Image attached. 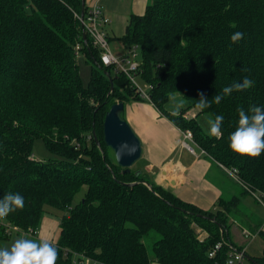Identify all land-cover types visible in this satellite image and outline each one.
<instances>
[{
  "label": "trees",
  "instance_id": "16d2710c",
  "mask_svg": "<svg viewBox=\"0 0 264 264\" xmlns=\"http://www.w3.org/2000/svg\"><path fill=\"white\" fill-rule=\"evenodd\" d=\"M87 9L85 0H0V198L12 192L25 199L23 210L5 220L34 239L26 234L38 231L48 211H66L54 244L56 264H223L229 248L241 249L230 233L241 200L255 195L264 202V152L250 159L229 148L237 110L264 108V0H149L119 38L126 49L140 51L135 76L148 87V100L123 73L102 65L89 37L83 39L78 17ZM237 31L244 38L233 44ZM77 42L91 66L87 87L78 74ZM244 77L255 82L251 88L214 103L225 86ZM177 93L184 105L168 114L164 107ZM199 93L211 107H195ZM129 102L149 103L189 131L213 164L235 172L240 194L205 212L162 189L141 167L122 174L102 130L110 107ZM201 115L223 116L220 139L203 132ZM38 139L56 159L31 158ZM197 229L207 234L202 241ZM258 236L263 249L249 264H264V233ZM0 238H9L1 227ZM218 242L222 248L209 258Z\"/></svg>",
  "mask_w": 264,
  "mask_h": 264
},
{
  "label": "crops",
  "instance_id": "0c3cea01",
  "mask_svg": "<svg viewBox=\"0 0 264 264\" xmlns=\"http://www.w3.org/2000/svg\"><path fill=\"white\" fill-rule=\"evenodd\" d=\"M94 2L99 4L103 15L109 20L100 29L106 34L108 42L115 44L124 35L130 17L143 15L148 4V0H85L87 6ZM125 106L124 120L141 142V168L158 186L205 212L216 210L219 200L228 201L240 194V185L205 154H201L199 147L185 140L183 132L161 116L151 104L129 102ZM185 144L194 151L190 152ZM241 201V217L236 216L231 220V238L236 247L245 249L246 256L258 257L263 249L262 239L260 236L253 240L246 239L242 232H255L263 218L247 205L258 203L253 197L247 196ZM59 221L56 215L48 211L34 239L43 237L55 244L59 237ZM12 235L7 240L0 238V243L11 245L21 237L19 233H15L16 237Z\"/></svg>",
  "mask_w": 264,
  "mask_h": 264
},
{
  "label": "clouds",
  "instance_id": "9594fccd",
  "mask_svg": "<svg viewBox=\"0 0 264 264\" xmlns=\"http://www.w3.org/2000/svg\"><path fill=\"white\" fill-rule=\"evenodd\" d=\"M244 38L243 32H235L231 36L233 44L238 43ZM254 81L244 77L241 82H234L230 86L222 89V94H216L213 98L214 103L219 104L225 96L231 95L234 91L243 92L254 85ZM200 99L195 107L199 110L211 107V103L203 93H199ZM177 111L172 114H178ZM239 119L236 130L229 137V148L238 156L255 159L264 152V108L251 105L246 112L243 108L238 110ZM223 116L218 115L215 119H209L207 135L220 139L223 135L221 126ZM191 135V133H189ZM25 199L19 193H6L0 198V220H4L10 213L23 210ZM58 249L52 241L47 238L39 239L17 238L10 247L0 248V264H56L58 259Z\"/></svg>",
  "mask_w": 264,
  "mask_h": 264
},
{
  "label": "built area",
  "instance_id": "2783aa9c",
  "mask_svg": "<svg viewBox=\"0 0 264 264\" xmlns=\"http://www.w3.org/2000/svg\"><path fill=\"white\" fill-rule=\"evenodd\" d=\"M78 20L81 25V29L84 35H87L92 43V46L99 52V58L104 66H113L114 67V73H123L132 83V85L135 86L137 92L140 94L141 97L148 100L147 92L142 91L140 86H138L136 80H135V74L136 71L139 68V60H136V50L138 49L137 46H133L130 49H127L128 52L123 58H117L115 57L109 50L108 47V40L106 37V34L104 31L100 29V26H104L109 23V20L105 15H103V12L101 10V7L97 2L91 3L88 6L87 12L85 15L81 17H78ZM82 45L77 42L74 45V54L77 57L80 55ZM189 131L183 132V138L185 140H188L192 142L195 146V142L192 139V134L189 135ZM186 145V144H185ZM187 149L190 152H193L194 149L186 145ZM198 147V146H197ZM201 154H204V151L200 150ZM228 172V171H227ZM228 174L237 181V177L235 172H228ZM254 199L264 208V202L260 197H257L255 195ZM5 220V219H4ZM0 227L3 229V234L5 236L10 237L12 234L20 233L21 231L17 229L16 227L10 225L6 220L5 223H1L0 221ZM197 232L199 233L198 238L202 241L205 237H207V234L200 232L199 229H197ZM264 233V221L262 222L261 226L257 230L255 234H250L248 231L243 230V236L246 238H249L250 240L253 239V237L258 236V234ZM37 234V229L32 230L28 232L26 235L28 237L34 238ZM223 244L221 242H218L214 248L208 253L209 258H214L216 253L222 248ZM246 252L245 249H230L228 251L226 260L223 262V264H245L246 262ZM80 264H89L88 259L79 261ZM95 264V263H92Z\"/></svg>",
  "mask_w": 264,
  "mask_h": 264
},
{
  "label": "rangeland",
  "instance_id": "374dc122",
  "mask_svg": "<svg viewBox=\"0 0 264 264\" xmlns=\"http://www.w3.org/2000/svg\"><path fill=\"white\" fill-rule=\"evenodd\" d=\"M148 4H149V0H148ZM108 47H109L110 52L115 57H117L118 59L122 55L125 56L128 52V50L120 42H118V44H117V42H116V44L114 42H108ZM136 60H140L139 49L136 50ZM76 61H77V65H78V74H79V77L81 79V83H82L83 87H87L89 79H90V69H91L90 63H88L86 57L83 54L78 55L76 57ZM135 80H136L138 86H140V88L142 89V91H144V92L148 91V87L142 83L140 78L135 77ZM181 103H182V107H183L184 102H183V99L179 93L171 95L168 103L164 107L165 112L173 115L172 113L174 111H177V105H179ZM128 107H130V105H128ZM182 107L178 108V112L180 111V109ZM125 109H126V106L124 107V111H125ZM209 119H211V118L208 115H201L197 119L198 124L201 126L203 132L206 134H207L206 130L208 129L207 121ZM107 153H108V156H109L110 160L112 161V163H116L113 152L111 150H108ZM31 158L35 161H45V160L52 159V158L56 159L55 156H53L52 154H50L47 151L43 141L40 139L35 140L33 145H32V157ZM140 167H141V161L139 160L136 164H134V166H132L131 169L135 170V169L140 168ZM83 193H84V189L75 197L73 204H77L81 200ZM247 205L255 211L257 216H259L260 218H263V221H264V209L261 207V205L259 203H257L256 205H251L248 203ZM49 212L51 214L56 215L59 218V220L63 216L68 214L66 211L61 212V211H57V210H50ZM0 221H1V223H5V220H0ZM201 234H203V233H201ZM16 236L17 235H15V234L12 235V237H16ZM256 237L257 236L253 237V239ZM244 238H246V237H244ZM246 239H248V238H246ZM146 245H147V249H148V254L151 255V251H150V245L151 244L149 243L148 239H146ZM8 246H10V244L4 243V242L0 243V248H5ZM152 263H154V262H152ZM245 264H249V263L246 261Z\"/></svg>",
  "mask_w": 264,
  "mask_h": 264
},
{
  "label": "water",
  "instance_id": "95a60500",
  "mask_svg": "<svg viewBox=\"0 0 264 264\" xmlns=\"http://www.w3.org/2000/svg\"><path fill=\"white\" fill-rule=\"evenodd\" d=\"M83 39H85L84 34ZM109 81L112 87V80L109 79ZM123 111V103H115L110 107L105 114L102 135L105 146L113 152L116 165L122 168L121 173L125 174L129 173L132 166L140 160L142 146L131 127L121 117ZM92 135L97 140L94 131ZM139 173L137 172L136 174L138 175ZM246 259L249 262H253L248 256H246Z\"/></svg>",
  "mask_w": 264,
  "mask_h": 264
}]
</instances>
